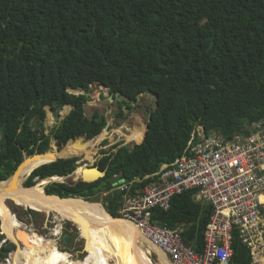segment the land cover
<instances>
[{"label": "trees", "instance_id": "1", "mask_svg": "<svg viewBox=\"0 0 264 264\" xmlns=\"http://www.w3.org/2000/svg\"><path fill=\"white\" fill-rule=\"evenodd\" d=\"M92 84L121 98L119 118L126 115L123 106L131 111L141 94H154L148 137L146 129L140 144L103 152L97 164L106 172L102 178L54 182L48 194L91 200L119 179L141 178L131 186L135 193L150 182L146 175L182 155L197 125L230 136L264 119V0H0V181L26 155L46 152L52 137L61 153L80 146L69 141L77 135L93 138L85 145L103 139L94 137L106 116L85 114ZM65 105L72 109L50 137L41 119L51 122V109L58 113ZM76 160L46 163L25 185L67 176ZM196 193L175 195L153 219L180 227L184 242L201 251L212 206L197 201ZM120 195L104 197L115 217ZM233 248L232 264H251L237 235Z\"/></svg>", "mask_w": 264, "mask_h": 264}, {"label": "built area", "instance_id": "2", "mask_svg": "<svg viewBox=\"0 0 264 264\" xmlns=\"http://www.w3.org/2000/svg\"><path fill=\"white\" fill-rule=\"evenodd\" d=\"M69 175L48 177L46 185ZM147 178L135 193L132 184L143 179H119L106 195L121 193L117 217L139 228L173 264H232L235 235L249 249L251 264H264V119L230 136L197 125L182 155ZM186 190H196V200L212 206L201 251L184 242L180 227L153 219L155 209L168 210Z\"/></svg>", "mask_w": 264, "mask_h": 264}, {"label": "bare ground", "instance_id": "3", "mask_svg": "<svg viewBox=\"0 0 264 264\" xmlns=\"http://www.w3.org/2000/svg\"><path fill=\"white\" fill-rule=\"evenodd\" d=\"M146 129L147 123L142 130L135 123L133 128H128L129 133L125 134L127 141L133 140L140 134L142 136ZM57 150L60 153L52 150L43 155L27 158L13 176L0 182V219L5 240L11 239L12 242H16L18 238H23L25 233L29 237L33 235L32 229L25 228L12 215L10 206L14 203L25 209L46 210L47 213L57 212L76 224L87 239L86 247L92 264H107L109 258H114L115 264H156L151 257L152 251H155L165 264H173L143 235L139 228L125 219L113 217L100 202L49 195L44 188L49 182L47 179L38 181L31 188H25L23 183L28 174L44 163L80 155L85 156L90 162L94 160L93 152L88 146H77L62 153L58 148ZM88 168L90 166H79L72 175H75L77 179L85 174L88 176L87 180H94L101 175L97 170L87 171ZM17 244L19 247L13 255L14 264H72L69 253L61 251L56 244L45 251L33 244L32 240L24 245H20L19 242ZM82 264H88V262Z\"/></svg>", "mask_w": 264, "mask_h": 264}, {"label": "rangeland", "instance_id": "4", "mask_svg": "<svg viewBox=\"0 0 264 264\" xmlns=\"http://www.w3.org/2000/svg\"><path fill=\"white\" fill-rule=\"evenodd\" d=\"M70 91L76 94L84 93V91L80 89H71ZM88 96L89 100L84 106L86 116L90 118L95 112L98 111L106 116L107 124L103 131L98 136L94 137L96 140L103 137L100 142L94 146L93 143L84 145L88 146L93 152L92 155L94 160L92 162L86 159V157L83 155L76 157L73 156L78 159L75 162L77 168L79 166H96L98 162L104 158L105 154H103V152L111 151L116 144L129 145L131 147L137 144L136 142L140 139L141 134L138 137H135L133 140L127 141L125 134L129 133L128 128H133L135 123H137L141 130L144 129L145 124L149 120L150 111L156 107V96L154 94H141L138 100L133 103V109L131 111L123 106L124 113L126 115L122 118H119L117 117V114L120 112L119 102L121 98H114L111 96L107 88L102 85L92 84L91 89L88 92ZM71 109L72 108L70 105H65L58 111V113L51 110V122H45L42 118L41 120L44 123L43 128L45 133L52 137L53 129L56 127V125L60 124L61 120L68 113H70ZM57 146L58 144L56 140L52 137L49 151H51V149H57ZM74 172L71 173V176L69 175V177L66 178L62 183L74 184L81 180V178L75 179V175H72ZM46 186L47 185H45L44 188H46ZM105 195L106 191L103 190L88 201L100 202L106 209V203L104 201ZM10 207L12 215L17 218L25 228L33 230V235L31 237L25 233L23 238H18L17 241L20 245H24L32 240L33 244L45 251L56 244L57 248H59L61 251L69 253L70 257L72 258V264H82L83 262L92 264L89 251L86 247L87 239L83 236L81 229L76 224L60 216L57 212L47 213L46 210L25 209L23 207L17 206L14 203ZM60 228L62 234H60ZM66 234H72V241L67 243L64 241V235ZM33 237L35 240H33ZM4 239L5 234L3 233V224L2 220L0 219V244L10 247V250L7 252H3V250L0 248V264H14L13 255L19 247L17 244L18 242L7 240L6 243L3 244L2 242ZM151 257L154 263L165 264L155 251H152ZM167 258L172 263L170 258ZM108 263L115 264V259L109 258Z\"/></svg>", "mask_w": 264, "mask_h": 264}, {"label": "water", "instance_id": "5", "mask_svg": "<svg viewBox=\"0 0 264 264\" xmlns=\"http://www.w3.org/2000/svg\"><path fill=\"white\" fill-rule=\"evenodd\" d=\"M71 108H72V106H71ZM50 109H51V107H50ZM52 110V109H51ZM150 117H149V120H148V122H147V133H146V139H147V137H148V131H149V129H150ZM91 139H93V138H89L88 137V135L87 134H83V135H77L75 138H73V139H70L69 141H73L74 142V144L75 145H85L86 144V142L87 141H89V140H91ZM145 139V140H146ZM68 141V142H69ZM137 144H140V143H137ZM59 146V145H58ZM50 149H48L46 152H44V153H36V154H34V155H26L25 156V158H24V160L21 162V164L17 167V169L15 170V172L12 174V175H10L7 179H5V180H1L0 182H3V181H6V180H8L11 176H13L16 172H17V170L19 169V167L23 164V162L27 159V158H29V157H33V156H35V155H43V154H45V153H47L48 151H49ZM60 159V158H59ZM56 160H58V159H56ZM56 160H54V161H56ZM54 161H50V162H54ZM50 162H47V163H50ZM44 164H46V163H44ZM44 164H42V165H44ZM42 165H40V166H42ZM40 166H38V167H40ZM38 167H36V168H38ZM36 168H34L33 169V171L36 169ZM87 171H90V170H97L98 172H100V176H98L96 179H94V180H87V175H85L84 174V176L83 177H81V180H83V181H86V182H93V181H96V180H98V179H100V178H102L103 176H105V174H106V172L104 171V170H102L98 165H96V166H92V167H90V168H88V169H86ZM32 171V172H33ZM31 172V173H32ZM30 173V174H31ZM30 174H28V176L26 177V179H25V181L27 180V178L30 176ZM25 181H24V183H23V185H24V187L25 188H31V187H33V186H26L25 185ZM45 192H46V190H45ZM48 194V193H47ZM49 195H54V196H57V197H59V198H81V199H83V200H85V201H88L85 197H61V196H59V195H57V194H49ZM104 207V206H103ZM30 210H33V209H30ZM109 213V212H108ZM110 214V213H109ZM113 216V215H112ZM113 217H115V216H113ZM116 218H117V216H116ZM68 239H69V235H64V241L67 243L68 242ZM6 241L7 240H3V244L4 243H6Z\"/></svg>", "mask_w": 264, "mask_h": 264}, {"label": "flooded vegetation", "instance_id": "6", "mask_svg": "<svg viewBox=\"0 0 264 264\" xmlns=\"http://www.w3.org/2000/svg\"><path fill=\"white\" fill-rule=\"evenodd\" d=\"M11 240V239H10ZM2 247V244H0V248Z\"/></svg>", "mask_w": 264, "mask_h": 264}]
</instances>
